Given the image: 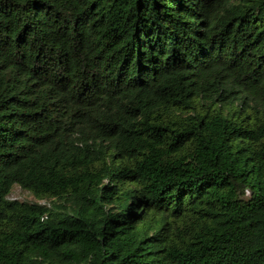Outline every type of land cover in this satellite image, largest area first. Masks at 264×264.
Returning a JSON list of instances; mask_svg holds the SVG:
<instances>
[{
	"label": "trees",
	"instance_id": "obj_1",
	"mask_svg": "<svg viewBox=\"0 0 264 264\" xmlns=\"http://www.w3.org/2000/svg\"><path fill=\"white\" fill-rule=\"evenodd\" d=\"M0 264H264V0H0Z\"/></svg>",
	"mask_w": 264,
	"mask_h": 264
},
{
	"label": "rangeland",
	"instance_id": "obj_2",
	"mask_svg": "<svg viewBox=\"0 0 264 264\" xmlns=\"http://www.w3.org/2000/svg\"><path fill=\"white\" fill-rule=\"evenodd\" d=\"M10 199L19 201L39 202L31 193L24 191L18 185H15L13 187ZM40 203L45 204L46 201H42Z\"/></svg>",
	"mask_w": 264,
	"mask_h": 264
}]
</instances>
